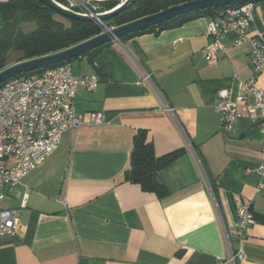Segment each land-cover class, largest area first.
Here are the masks:
<instances>
[{
	"label": "crops",
	"instance_id": "1",
	"mask_svg": "<svg viewBox=\"0 0 264 264\" xmlns=\"http://www.w3.org/2000/svg\"><path fill=\"white\" fill-rule=\"evenodd\" d=\"M210 18L134 33L71 59L75 75L100 79L77 91V112L101 111L105 122L67 130L54 153L6 188L1 205L20 210V227L0 242V264H232L231 250L242 251L236 264H264V191L259 175L246 172L261 160L262 135L245 108L230 132L213 108L222 89L252 76V44L226 38L209 61ZM3 26L0 13V34ZM259 31L264 36V1L250 35ZM257 84L264 89L263 75ZM140 130L156 156L177 153L158 171L162 196L126 178ZM246 203L255 222L240 237L237 211Z\"/></svg>",
	"mask_w": 264,
	"mask_h": 264
},
{
	"label": "built area",
	"instance_id": "2",
	"mask_svg": "<svg viewBox=\"0 0 264 264\" xmlns=\"http://www.w3.org/2000/svg\"><path fill=\"white\" fill-rule=\"evenodd\" d=\"M60 2L77 10L75 6L83 1ZM256 4L248 1L225 6L210 18L207 32L211 42L205 47L204 54L214 62L218 53L225 48L226 38H230L235 45L245 41L252 44V76L248 80L239 79L234 87L222 89L221 99L214 103L213 108L226 132L231 131L242 115L241 108H245L251 121L259 128L263 141L261 160L247 167L246 172L259 175L257 189L261 192L264 191V89L258 86L257 80L260 75L264 76V36L260 31L250 35ZM144 80L150 82L151 74L144 73ZM99 82L97 74L75 75L71 63L64 62L39 73L15 76L0 87V242L5 237L15 235L20 227V210L1 205L6 188L19 184L26 173L54 153L67 130L78 129L83 124L105 122V115L101 111L82 114L76 110L77 91L82 87L94 90ZM164 109L175 115V109L166 102ZM185 136L186 146L195 158L208 192L213 196L211 182L196 147L187 134ZM237 213V233L243 237L244 229L255 222V215L247 203ZM224 231L229 240L227 229ZM237 256L242 257V251L237 255L231 250L229 261L236 264Z\"/></svg>",
	"mask_w": 264,
	"mask_h": 264
},
{
	"label": "trees",
	"instance_id": "3",
	"mask_svg": "<svg viewBox=\"0 0 264 264\" xmlns=\"http://www.w3.org/2000/svg\"><path fill=\"white\" fill-rule=\"evenodd\" d=\"M187 1L190 0H137L131 7L108 19L104 25L121 26ZM118 3H120L119 0H106L102 3L103 9H111ZM222 8L224 7H211L182 14L143 30L129 33L122 36L121 40L123 41L128 36L142 31L159 32L164 28L180 25L188 19L200 16L212 18ZM0 13L4 16V26L0 34V71L11 66L10 58L14 54H18L16 63L31 60L65 50L104 32L101 23L67 17L40 0H0ZM28 21L36 22L37 26L34 30L24 31L22 25ZM112 42L103 44L84 54H95ZM70 61L66 60L20 75L39 73L46 68ZM176 155L177 153H170L164 156H156L153 143L148 140L146 131L140 130L134 140L131 167L126 172V178L139 183L145 190L156 192L162 196L166 190L158 179V171Z\"/></svg>",
	"mask_w": 264,
	"mask_h": 264
},
{
	"label": "water",
	"instance_id": "4",
	"mask_svg": "<svg viewBox=\"0 0 264 264\" xmlns=\"http://www.w3.org/2000/svg\"><path fill=\"white\" fill-rule=\"evenodd\" d=\"M40 1L67 17L83 21H96L101 24H106L108 19L131 7L137 0H122L111 9L93 13H85L71 9L65 6L59 0ZM248 1L261 2L264 0H190L184 3L173 5L121 26L107 27V30L101 34L70 48L39 58L18 62L5 68L4 70L0 71V85L20 74L55 65L66 60H71L108 42L116 40L121 41L122 36L143 30L161 22L168 21L179 15L211 7H225L229 5L241 4Z\"/></svg>",
	"mask_w": 264,
	"mask_h": 264
},
{
	"label": "rangeland",
	"instance_id": "5",
	"mask_svg": "<svg viewBox=\"0 0 264 264\" xmlns=\"http://www.w3.org/2000/svg\"><path fill=\"white\" fill-rule=\"evenodd\" d=\"M82 1H83L82 3L84 4L80 3L75 6L77 10L86 11L88 13L100 12V11L105 10L103 9L102 3H104V1L106 0H82ZM119 1L121 2L122 0H119ZM102 25L104 27V31L107 30V27H116V25H110V26H106L104 24ZM22 26H23L24 31H31L36 28L37 24L35 21H28V22L23 23ZM17 56L18 54H14L11 56L10 58L11 65H14L16 63L15 60L17 59Z\"/></svg>",
	"mask_w": 264,
	"mask_h": 264
}]
</instances>
